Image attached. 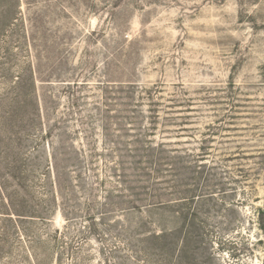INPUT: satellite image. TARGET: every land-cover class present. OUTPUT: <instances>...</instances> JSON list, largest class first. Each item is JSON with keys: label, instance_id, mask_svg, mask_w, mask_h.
<instances>
[{"label": "rangeland", "instance_id": "374dc122", "mask_svg": "<svg viewBox=\"0 0 264 264\" xmlns=\"http://www.w3.org/2000/svg\"><path fill=\"white\" fill-rule=\"evenodd\" d=\"M261 210L264 0H0V264H264Z\"/></svg>", "mask_w": 264, "mask_h": 264}, {"label": "trees", "instance_id": "16d2710c", "mask_svg": "<svg viewBox=\"0 0 264 264\" xmlns=\"http://www.w3.org/2000/svg\"><path fill=\"white\" fill-rule=\"evenodd\" d=\"M144 147V146H143ZM153 156V155H152ZM261 212L264 214V210H261ZM19 215H22V214H19ZM1 241H4V239H2Z\"/></svg>", "mask_w": 264, "mask_h": 264}]
</instances>
